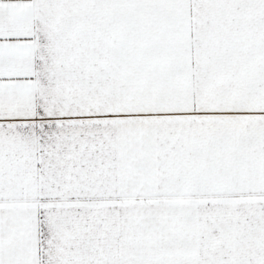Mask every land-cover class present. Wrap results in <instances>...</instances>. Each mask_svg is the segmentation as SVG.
Returning a JSON list of instances; mask_svg holds the SVG:
<instances>
[{"label": "snow or ice", "instance_id": "6c2138e0", "mask_svg": "<svg viewBox=\"0 0 264 264\" xmlns=\"http://www.w3.org/2000/svg\"><path fill=\"white\" fill-rule=\"evenodd\" d=\"M0 264H264V0H0Z\"/></svg>", "mask_w": 264, "mask_h": 264}]
</instances>
